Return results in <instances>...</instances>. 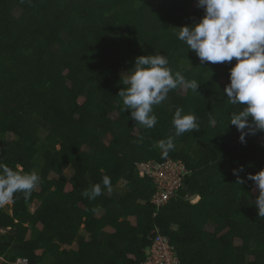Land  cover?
<instances>
[{"label": "trees", "instance_id": "16d2710c", "mask_svg": "<svg viewBox=\"0 0 264 264\" xmlns=\"http://www.w3.org/2000/svg\"><path fill=\"white\" fill-rule=\"evenodd\" d=\"M194 1L0 0V162L40 177L30 196L16 193L0 208V264H138L157 228L182 264H264L259 188L247 179L264 170V131L242 143L230 124L239 106L224 89L235 58L208 72L178 39V28L205 15L192 9ZM156 54L199 87L170 91L153 106L157 123L148 129L118 94L136 58ZM177 108L197 117L199 131L175 136ZM170 136L175 147L164 156L159 142ZM167 157L182 159L191 174L157 211L155 185L140 175L141 163ZM104 176L111 189H128L109 193ZM98 183L100 196L83 195ZM75 242L77 250L63 247Z\"/></svg>", "mask_w": 264, "mask_h": 264}, {"label": "clouds", "instance_id": "9594fccd", "mask_svg": "<svg viewBox=\"0 0 264 264\" xmlns=\"http://www.w3.org/2000/svg\"><path fill=\"white\" fill-rule=\"evenodd\" d=\"M197 6L204 9L205 15L194 25L178 28L177 37L196 53L202 64L231 62L234 58L237 61L230 68V84L224 94L230 104L239 106L230 124L236 126L240 142L244 143L248 135L264 131V0H198ZM129 72L131 75L124 78L125 87L118 96L125 111L131 110V118L148 129L157 123L153 106L164 102L170 91L178 88L197 91L199 87L197 81L186 80L180 72L173 73L165 55L139 56ZM172 124L176 137L200 129L197 117L183 114L182 108L175 110ZM174 147L172 136L159 142L164 156ZM234 174L242 183L238 170ZM247 179L259 188L255 205L259 217H264V170L249 174ZM39 182L35 171L21 172L0 162V208L11 204L16 193L30 196ZM102 185L111 192L108 176L103 177ZM101 194L99 183L83 193L89 199Z\"/></svg>", "mask_w": 264, "mask_h": 264}, {"label": "built area", "instance_id": "2783aa9c", "mask_svg": "<svg viewBox=\"0 0 264 264\" xmlns=\"http://www.w3.org/2000/svg\"><path fill=\"white\" fill-rule=\"evenodd\" d=\"M142 177H147L155 185V191L151 198V203L157 211L167 205L172 199L179 196V191L184 187L191 170L182 159L167 157L165 160L156 159L145 160L141 163ZM155 213L154 215H156ZM19 264H28L27 259L19 258ZM138 264H182L176 246L170 238L161 233L157 228V233L147 251V256Z\"/></svg>", "mask_w": 264, "mask_h": 264}, {"label": "rangeland", "instance_id": "374dc122", "mask_svg": "<svg viewBox=\"0 0 264 264\" xmlns=\"http://www.w3.org/2000/svg\"><path fill=\"white\" fill-rule=\"evenodd\" d=\"M197 4H198V0H195L194 2H193V5H192V9H195L196 7H197ZM206 66V69H207V71L208 72H211L212 70H213V72H216V71H219V70H221V67H220V65H218V64H213V63H211V62H206V64H205ZM121 73L122 74H124V75H126V70L123 68V69H121ZM225 81V80H224ZM179 92L181 93V94H185L186 93V88H180L179 89ZM113 116V115H112ZM259 140L260 141H263L264 140V136H261L260 138H259ZM84 149H88V147H84ZM162 152V151H161ZM69 174L71 173V170H69V169H67L66 170ZM51 178H56V175L55 174H51ZM128 188H127V186L125 185V184H121V185H119L117 188H116V190H118L117 192L119 193V191H120V193H122V192H125L126 190H127ZM194 199L192 200V202H197L198 200H199V197H193ZM12 204V203H11ZM11 204H8V205H5V207L6 206H10ZM38 205H39V203H38V201H35L32 205H31V211H35L36 210V208L38 207ZM7 208V207H6ZM8 209V208H7ZM11 209H9V212L11 213ZM133 219V221H135V218L133 217L132 218ZM40 226H41V224H40ZM84 226V225H83ZM206 229L207 230H210V231H214V224H208L207 226H206ZM106 230L107 231H114V229L112 228V227H107L106 228ZM0 232H5V230L4 229H0ZM86 236H88V234H87V232L85 231L84 232V230L82 231ZM29 234V233H28ZM29 236V235H28ZM241 243V240L240 239H235V244H237V245H239Z\"/></svg>", "mask_w": 264, "mask_h": 264}, {"label": "crops", "instance_id": "0c3cea01", "mask_svg": "<svg viewBox=\"0 0 264 264\" xmlns=\"http://www.w3.org/2000/svg\"><path fill=\"white\" fill-rule=\"evenodd\" d=\"M114 190H116V188H115V189H112L110 193H111V194L115 193ZM116 191H118V190H116ZM119 194L121 195L120 191H119ZM133 217L135 218V221H133V219H132ZM129 220L131 221L132 224H134V225L136 224V217H135V216H131V217H129ZM109 232H112V231H109ZM29 236H30V235H29ZM29 236H28V237H29ZM63 247H64V248H67V249L72 248V249H76V250H77V249H78V244L75 242L73 245H63ZM148 249H149V248H148ZM147 251H148V250H147ZM2 261H4V258L1 257V258H0V262H2Z\"/></svg>", "mask_w": 264, "mask_h": 264}]
</instances>
